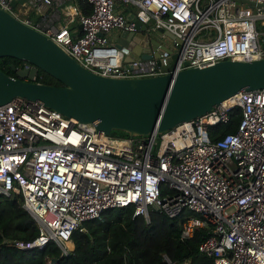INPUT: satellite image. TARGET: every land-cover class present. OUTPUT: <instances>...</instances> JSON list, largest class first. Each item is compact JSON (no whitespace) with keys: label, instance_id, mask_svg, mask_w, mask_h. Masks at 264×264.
<instances>
[{"label":"built area","instance_id":"2783aa9c","mask_svg":"<svg viewBox=\"0 0 264 264\" xmlns=\"http://www.w3.org/2000/svg\"><path fill=\"white\" fill-rule=\"evenodd\" d=\"M12 1L0 0V7L14 15ZM76 1L24 0L37 20L20 19L100 76L150 77L264 57L255 25L264 26V0H84L87 14ZM59 7L68 21L76 19L78 35L57 24ZM114 30L140 32L150 57L123 61V48L108 39ZM173 54L172 70H164ZM32 81L40 83L36 74ZM235 108V131L211 138L209 129L226 123ZM13 195L37 230L31 241L14 242L18 249L51 242L65 255L85 221L102 222L103 211L131 207L132 217L145 220L149 210L181 217L182 239L206 229L197 250L214 264H264V89L238 92L164 132L126 137L12 98L0 106V201Z\"/></svg>","mask_w":264,"mask_h":264},{"label":"water","instance_id":"95a60500","mask_svg":"<svg viewBox=\"0 0 264 264\" xmlns=\"http://www.w3.org/2000/svg\"><path fill=\"white\" fill-rule=\"evenodd\" d=\"M236 1L251 5L246 0ZM23 2L14 0L10 6L15 8ZM141 39L140 32H119L114 46L123 48V61L150 57L148 43ZM149 43L156 45L157 41L150 39ZM153 56L157 58V53ZM1 57L24 62L28 67L11 64L14 77L0 70V106L15 97L38 101L104 134L114 130L127 136L161 133L199 117L238 92L264 89V57L249 61L220 60L200 68L189 67L150 77L100 76L0 7ZM175 58L174 54L168 57L169 64L163 69L172 70ZM38 71L61 85L33 82L32 76ZM51 263L56 260L52 259Z\"/></svg>","mask_w":264,"mask_h":264},{"label":"trees","instance_id":"16d2710c","mask_svg":"<svg viewBox=\"0 0 264 264\" xmlns=\"http://www.w3.org/2000/svg\"><path fill=\"white\" fill-rule=\"evenodd\" d=\"M78 10L87 14L90 6L77 0ZM28 19V18H27ZM260 30L264 31V27ZM264 35V34H263ZM19 61L0 58V70L14 77L10 65ZM40 83L59 86L58 81L38 71ZM238 109H233L226 123L209 129L211 138L232 133L238 122ZM131 207H118L102 212V222L85 221L84 230H75L70 235L65 255L48 243L42 249H18L14 242L31 241L37 234L33 219L21 207V198L13 195L0 201V264H46L55 259V264H214L197 250V245L206 235V229L197 228L188 239L179 237L181 217L169 219L158 211L149 210L147 220L142 216L132 217Z\"/></svg>","mask_w":264,"mask_h":264},{"label":"crops","instance_id":"0c3cea01","mask_svg":"<svg viewBox=\"0 0 264 264\" xmlns=\"http://www.w3.org/2000/svg\"><path fill=\"white\" fill-rule=\"evenodd\" d=\"M71 4V6L73 5L72 2H69ZM68 4V2H67ZM60 10H61V16L60 18L57 20V24L58 25H65L67 27V29H69L70 33L72 36H76L80 33V28L78 27V23L76 21V19L72 18L71 21H68V17L65 15V12L63 11V8L62 7H59ZM16 11L17 13L20 14V17L19 18H28V20H32V21H35L37 20V16L32 12V10L30 9V7L27 5V3H21V5H18L16 6ZM71 13L73 12V10L71 9L70 10ZM263 34H264V31H262ZM118 34L119 32L114 30V31H111L109 36H108V39L111 43H114L116 38L118 37Z\"/></svg>","mask_w":264,"mask_h":264},{"label":"rangeland","instance_id":"374dc122","mask_svg":"<svg viewBox=\"0 0 264 264\" xmlns=\"http://www.w3.org/2000/svg\"><path fill=\"white\" fill-rule=\"evenodd\" d=\"M18 5H21V4H17V6H18ZM18 15H19V17H20V14H19V13H18ZM21 19H22V18H21ZM255 25H256V28H257V29L260 31V33H261V36H260L261 42H260V43L264 46V35L262 34V31H263V30H260V29L263 28L264 26H261V25L259 24L258 21H256ZM109 135H110V136H113V137H126V136H127L124 132L117 131V130L111 131V132L109 133Z\"/></svg>","mask_w":264,"mask_h":264},{"label":"bare ground","instance_id":"6f19581e","mask_svg":"<svg viewBox=\"0 0 264 264\" xmlns=\"http://www.w3.org/2000/svg\"><path fill=\"white\" fill-rule=\"evenodd\" d=\"M14 15L19 16L17 11H13Z\"/></svg>","mask_w":264,"mask_h":264},{"label":"flooded vegetation","instance_id":"af4514ba","mask_svg":"<svg viewBox=\"0 0 264 264\" xmlns=\"http://www.w3.org/2000/svg\"><path fill=\"white\" fill-rule=\"evenodd\" d=\"M15 66H19L20 67L21 66V62L17 63Z\"/></svg>","mask_w":264,"mask_h":264}]
</instances>
